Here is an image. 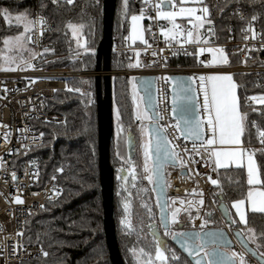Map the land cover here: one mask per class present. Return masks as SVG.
I'll use <instances>...</instances> for the list:
<instances>
[{
  "label": "snow or ice",
  "instance_id": "obj_1",
  "mask_svg": "<svg viewBox=\"0 0 264 264\" xmlns=\"http://www.w3.org/2000/svg\"><path fill=\"white\" fill-rule=\"evenodd\" d=\"M235 5V10L231 13L233 16H239L240 20H244L245 17L242 11L243 0H224V6L220 7L221 16L225 8L229 6V3ZM264 3V0H260ZM51 3L59 8L61 4L74 5L76 0H51ZM47 5L41 4L44 8ZM100 0H92L89 7L99 8ZM170 6L169 10L165 11L164 7ZM148 7L156 9L159 19L169 21L172 24L171 28H161L163 36L167 41L171 42L176 40L178 37L183 38L184 43L193 45L198 48L200 55L209 53L211 60L205 61L200 60V66L208 69H218L221 67H231V61L229 53L224 47H213V37L216 36V26L212 19V10L205 0H180L177 4V0H159L158 4H152L151 0H141L140 14H132L130 0H121L120 15L121 18L127 22L129 17L131 19V34L125 37L126 40L135 43L137 40L142 41L148 45V41L144 37V30L141 28V21L145 19L144 13ZM219 7V6H218ZM0 14L6 22L11 25L12 14L8 8L0 9ZM184 18L187 23L191 24L190 29H183L181 24L176 23L177 18ZM151 19V17H148ZM17 26L23 25L24 32L15 37H8L3 39V45L5 50L13 55H6L0 57L8 65L7 67L0 68L3 71H15L20 69V65H24L26 70L28 67H34L29 64L23 58V52L28 51L33 59L38 55L31 49H25L23 44L25 42H31V33L35 28L36 24L40 25V35H43L44 25L46 20L41 17L38 21L31 20L28 18L27 13L17 14L15 16ZM251 21L259 19L258 14L251 16ZM94 23V21H93ZM68 27L72 30V35L76 38L77 45L80 46L79 32L83 29L84 25L68 24ZM150 31V29H149ZM246 34L244 39H251L257 41V33L254 27L249 24L246 29L243 30ZM259 47L255 45L249 47L245 45V51L249 55L242 61L247 66L248 59H251V53L253 51H264V32L260 33L259 36ZM130 46V45H129ZM150 47V45H148ZM87 54L92 56L95 55V48L88 46L87 41L83 45ZM49 49H44V52H49ZM54 52V50H51ZM175 54V53H174ZM185 54H188L185 52ZM140 53L137 52L136 56L139 57ZM153 56L157 53H152ZM235 55V53H233ZM264 67V64L261 65ZM128 69H138L141 67L139 59L135 63H129L126 65ZM240 76H250L252 73L241 72ZM257 77L264 78V74L256 73ZM235 73H224L214 72L212 74H202L199 76L190 77H174L164 76L160 77L166 83L172 85V112L173 114L179 113V120L176 124L171 125V128L175 129L179 136L184 139L191 140L192 148L189 149L187 145L183 148L180 146L173 145L169 139L168 130L160 123L164 119L163 116L157 111V98L151 97L152 107L146 108L143 106L144 97L139 95L136 85V77H132L133 81V103L136 106L135 119L139 121V133L141 136L142 156H143V173L149 183L153 184L152 191L157 192L156 204L160 208V224L164 227V236H169L173 241H176L180 248L187 252L188 257L191 258V264H248V261L242 252L226 250L225 245H230L231 241L226 240L225 233L221 230H208V231H193V232H174L172 231V225L180 223L179 216L183 211L190 221L195 219H203L201 229L203 230L209 223L213 213H207L208 218H203L199 215L194 216L192 208L194 205L189 203L187 207H174L177 203L176 200H172L169 203L167 197V189L170 187L168 182L167 172L169 167L180 168L181 176H185L191 171L188 165L195 163V157L200 156L204 159L206 156L213 159V172L217 169H229L235 167V169L246 171L247 184L253 187L259 185L260 188L253 191L249 190L247 193V199L251 202V211L253 213L259 212L264 213V179H262V169H264V163L258 162L257 153L261 157H264V127L258 124L255 120L250 119L249 111L245 109H251L252 112H259L261 119H264V109H256L254 104L264 105V92L259 95H247V85L238 83L235 79ZM196 82L199 85V91L202 92L203 101L202 104L198 101V88ZM87 83V81H82ZM154 82L145 81V91H148V86ZM253 87L264 89V83L255 82ZM244 89L243 102L241 99L240 89ZM5 92L8 90L5 88ZM69 92H76L82 97L87 98L89 101L92 100L91 92H84L81 88H68ZM159 90L157 89V92ZM87 107V105H86ZM38 118V117H37ZM116 118L118 121L121 120L120 109L116 110ZM146 122V123H145ZM45 123H49L45 121ZM63 123H66L63 122ZM0 128H7L6 125L0 123ZM118 135L124 131L128 132L127 143L129 146L132 144L133 134L131 132V125L128 129H125L123 124L118 125ZM254 129V131H253ZM25 131H29L26 129ZM11 132L4 133V141H9ZM179 136L176 138L179 139ZM45 137L44 132H40L39 136H33L32 139L43 141ZM28 139V137H24ZM253 140H256L260 145L259 148L252 147ZM247 145V146H246ZM43 146V144H41ZM219 146H227L226 148ZM27 148L28 146L25 145ZM92 152L95 154V147L93 145ZM183 153V155H182ZM14 154V153H10ZM27 154V153H25ZM117 156L121 158L122 165L127 167L120 168V175L118 179L122 182V193H127L123 197L122 208L124 215L121 219L122 234L124 235H137L140 236V229L134 226L132 222L131 213V200L129 199L132 195L129 188V176L132 177L133 183L130 187L135 188L134 183L136 179V167L133 158H124L120 156L117 151ZM5 161L3 157H0V170L4 169ZM59 173H64V167L57 169ZM199 173H197L198 175ZM11 179L16 181L17 175L15 172L11 173ZM57 176L53 175L52 180H56ZM207 179L212 185L217 188H222L221 181L219 178L213 179L208 176ZM159 185V187H155ZM57 193H61V189H56ZM222 194V192H221ZM202 196L203 193H198ZM51 200V198H49ZM14 203L22 205L24 201L16 196ZM181 206H184L185 201H179ZM204 205V200L201 198L198 201L196 207V213L201 211L200 206ZM143 207L146 209L149 216L152 215V208L147 203H143ZM224 212V219L228 222L229 226L234 223L242 222L245 226L248 225V219L245 211V199H239L232 203L231 207L235 209L239 216V221H235L231 215H229V209L227 205H221ZM40 208L48 211L44 205H40ZM170 216H169V210ZM31 215V213H29ZM28 224V221H25ZM72 225H69L71 228ZM151 228L152 244L155 250V260L159 261L160 264H182L181 257L176 254L174 250L168 248L166 241L161 237L157 231L155 224L149 225ZM94 231V230H92ZM47 235V233H45ZM16 236L20 239L12 242L11 244H0V252H6L10 256L19 257L21 253H26L30 258L37 261L43 260L44 264H47L48 258L53 255L49 251L44 249V245L41 242L40 234L37 233V238L33 242L32 237H27V244L21 243V240L25 237L24 231H18ZM238 242L252 255H257V250L264 248V233L257 234L253 228L247 227L241 228L236 232ZM5 240L8 238L5 237ZM35 246L39 249L36 256L33 257L28 251L29 247ZM255 244L256 249L250 248L249 244ZM61 246L63 243L61 242ZM98 255L103 254L102 247L100 249H94ZM134 257H136L138 264H153L151 254L145 252L143 248L139 251L135 247L129 249ZM170 253V255H166ZM261 258V264H264V252H259ZM144 257V259H141ZM217 258V259H213ZM23 264V261H21ZM56 264H63V258H58Z\"/></svg>",
  "mask_w": 264,
  "mask_h": 264
},
{
  "label": "trees",
  "instance_id": "obj_2",
  "mask_svg": "<svg viewBox=\"0 0 264 264\" xmlns=\"http://www.w3.org/2000/svg\"><path fill=\"white\" fill-rule=\"evenodd\" d=\"M206 1L212 7V19L215 22L216 36L218 37V39L213 37L212 43L227 42L230 28L235 31V40H240V32L248 26L253 14H258L259 16V19L255 21L256 29L260 33L264 32V3H261L260 0H243L242 11L245 17L243 21L239 19V16L231 15L235 10V5L231 2L225 8L223 16H221L220 7L224 6V0ZM42 3L47 6L42 8ZM91 3L92 0H76L74 5L62 3L57 8L51 3V0H0V9L8 8L12 15L27 13L30 18H32L33 13L37 9H40L54 22V29L49 35L50 51L45 53L46 60L51 61L48 63L47 68L93 72L95 71V55L87 54L85 48L77 45L71 29L68 27L69 23L75 25L83 24L84 27L80 31L84 42L87 41L88 46L96 50L102 38L103 0H100L99 8L89 7ZM130 4L131 12L141 8L140 0H130ZM120 9L121 0H118L114 17V35L122 32L125 23L121 18ZM19 27L16 23L9 25L3 15L0 14V56L6 52L3 39L15 37L19 33ZM150 40L151 35L147 31V41L150 42ZM51 50H54V52ZM72 54H82L83 57L78 59L71 56ZM229 58L231 66L242 63V60L236 54L229 53ZM248 62L250 64H264V51H258L256 56L252 57ZM129 63H134V55L125 57L122 54L113 53L111 60L112 71L127 70L126 65ZM171 65L181 67L196 66L198 65V57L193 54L188 58H178ZM239 74L236 73V80L238 83L247 85V95H259L264 92V89L253 87L255 82L264 83V78L257 77L253 73L250 76H240ZM82 81H87V83H82ZM66 85V88L56 92L51 100L52 110L63 114L66 123L48 124L45 131V144L34 152V162L42 170L44 179L49 180L53 175H56L62 194L58 200L46 205L45 208L48 211L43 209L30 218L26 228V241L27 237L31 236L33 242H35L37 233L40 234L44 249L53 254L48 258L47 264H56L58 258H63V264H111L104 235L98 159L97 108L95 104H92V100L89 101L76 92L67 91L68 88H81L84 92H91L93 99L96 97L95 77L70 78L67 79ZM131 85H133V81L130 76L121 74L112 76L114 137L110 145V162L115 170L116 232L120 251L126 264H138L136 257L129 251L133 247L137 251L143 248L145 252L151 254L153 264H155V250L149 225L157 222L160 224L159 208L156 204L154 191H152L153 186L149 185L145 178H142L139 136L136 132L137 122L134 119ZM239 91L243 102L244 89L241 88ZM256 107L264 109V105ZM117 108L121 112L120 121L117 118L115 119ZM245 110L249 111L251 120H255L264 127V119H261L259 112H252L251 109ZM121 123L125 129H128L129 125H131V132L135 140L134 155L132 157L136 167L135 188L130 187L131 183H133L132 177L128 179L132 193L129 198L132 205V222L134 226L140 229L139 237L135 234L131 236L122 234L121 219L124 215L122 201L127 193L121 192L123 185L118 176L121 174L120 168L122 166L127 167V165H122L121 158L117 156V151L124 158L130 157V153L127 143V131H124L122 136L124 149L120 150L119 145H116V126ZM93 145L95 154L92 152ZM251 146L260 147L256 140H253ZM257 160L264 163V157H261L259 153H257ZM61 166L65 169L62 174L57 173V169ZM218 177L222 188L216 187L213 195L219 203V198H223V201L231 211V216L235 218L231 204L236 200L246 199L247 193L251 189L250 185L247 184L246 172L235 169V167L219 169ZM262 179H264V169H262ZM143 203H147L152 208L151 216L143 207ZM247 219V226L236 223L235 228L246 229L250 227L258 235L264 233V213L249 211ZM69 225H72V227L69 228ZM206 227H220L219 218L214 215ZM167 241L168 248L174 250L181 257L182 264H191L188 258L171 244L170 239ZM61 242L63 246H61ZM253 246L256 247L255 244ZM101 247L103 254L98 255L94 249L98 250ZM259 251L264 252V248L259 249ZM166 255H170V253H166ZM141 259H144V257H141ZM23 264H44V262L43 260L31 259L24 261Z\"/></svg>",
  "mask_w": 264,
  "mask_h": 264
},
{
  "label": "built area",
  "instance_id": "obj_3",
  "mask_svg": "<svg viewBox=\"0 0 264 264\" xmlns=\"http://www.w3.org/2000/svg\"><path fill=\"white\" fill-rule=\"evenodd\" d=\"M179 2L180 0H177V4ZM205 2L210 6L206 0ZM151 3L158 4L159 0H151ZM169 8L164 7V10H169ZM210 8L212 10L211 6ZM144 15L147 31L151 35V40L148 42L150 47L146 44L132 46L125 39L130 32L129 21L124 23L122 32L113 34V53L122 54L125 57L134 55V63L139 59L141 67L138 69L113 71L112 73L113 75L121 74L136 78L147 75L154 76L157 111L164 117L160 123L168 130L169 139L174 146L178 144L180 148H183L187 145L191 149V140L186 141L184 137L179 136V133L175 129L171 128V125L176 124L178 121L172 112V85L159 78L173 75L199 76L216 71L217 69L201 67L199 61L205 60L207 62L211 60V55L207 52L200 55L198 48L184 43L183 38L178 37L171 42L167 41L162 34L161 28L167 29L169 22L159 19L155 8L148 7ZM149 16L151 19L148 18ZM41 17L46 20L43 35H40L41 29L39 23L36 24L30 34L32 38L31 42H29L30 46L38 55L35 59L30 58L27 62L34 65V67L20 70L24 69V65L21 64L20 69L15 71L0 70V123L7 126V128H0V157H3L5 161L4 169L0 170V244L5 245L20 239L16 236L18 231L25 232V237L21 240V243L27 244V224H25V221L29 222L32 216L43 210L40 208V205L46 207L48 203L58 200L62 194V192L58 194L56 191V189H61L57 179L55 181L52 178L45 180L42 170L34 162V152L36 149L42 147L41 144L44 146L45 137L43 141L34 140L32 137H38L40 132L45 133L48 124H62L65 121L63 114L52 110L51 100L54 98L56 92L66 88L67 79L95 76L97 74L95 71L84 72L61 68H47L48 63L51 61L46 60L44 49L50 48L49 35L54 29V22L40 9H37L33 13L31 20L38 21ZM249 24L254 27L257 33V41L251 39L245 40L244 35L246 33L243 31L244 29L241 30L240 40L237 41L235 40L234 29L230 28L227 42L212 43L211 46L224 47L227 52L230 54L235 53L243 61L249 55L244 50L245 45L259 47L260 32L256 29L255 21H250ZM181 26L182 30L191 28V24L187 23V21ZM137 52L140 53L139 57L136 56ZM154 52L157 55L153 56L152 53ZM185 52L188 54H185ZM257 53L258 51H253L250 55L254 57ZM193 54H196L198 57V65L192 67L171 65L176 59L188 58ZM71 56L78 59L83 57L82 54H72ZM261 65L247 62V66L241 63L240 65L226 67L225 70L235 74L241 72L253 74L259 72L264 74V67ZM196 86L198 88L197 99L202 104L203 95L199 91L198 82H196ZM5 88L8 90L7 92L4 91ZM157 89L159 90L158 92ZM92 104L97 105L96 97L92 99ZM254 107L258 109L255 104ZM255 113H258V111ZM45 121L49 123H45ZM26 129L29 131H25ZM9 131L11 132L9 136L10 142H5L4 133ZM177 136H179V139L176 138ZM24 137H28V139ZM25 145L28 147L26 148ZM195 160V163L188 165L191 171L185 176L180 175L181 169L178 167H169L167 169V172L170 174L168 176L170 187L167 189L169 203L172 200H176V207H187L189 203H192L194 205L193 208L196 209L195 205H198V200L202 198L204 205L200 206L201 211L197 215L208 218L207 213L211 212L213 213L212 217L215 215L224 223L218 211L219 201L213 195L214 189L217 186L212 185L207 179L208 176H211L213 179L219 178L218 169L216 172H213V159L207 156L204 159L196 156ZM12 172H15L17 175L18 179L16 181L11 179ZM57 173L59 172L57 171ZM197 173L199 174L197 175ZM201 192L203 195H198ZM16 196H19L24 201L22 205L14 203ZM180 200L185 201L184 206L180 205ZM188 222L190 223V228L202 230L200 226L203 223V219H195L194 222ZM5 237L8 239L5 240ZM28 251L35 257L39 249L33 243V246L29 247ZM231 251L244 253L250 264H259L237 242H235V247ZM31 259L26 253H21L17 257L10 256L6 252H0V264H21V261L24 262Z\"/></svg>",
  "mask_w": 264,
  "mask_h": 264
},
{
  "label": "water",
  "instance_id": "obj_4",
  "mask_svg": "<svg viewBox=\"0 0 264 264\" xmlns=\"http://www.w3.org/2000/svg\"><path fill=\"white\" fill-rule=\"evenodd\" d=\"M118 0H103L102 3V38L95 50V87H96V98H97V121H98V159H99V175H100V190L103 203V221H104V235L108 248L109 258L111 264H126L118 243L116 224H115V170L110 162V145L114 137V119H113V93H112V76L113 71L111 68V60L113 56V26L114 17L117 7ZM168 9L169 6H166ZM174 77H188L187 75H173ZM145 81L154 82L148 86V91H145ZM137 90L144 97V107L151 108V97L155 96V79L154 76H140L136 80ZM179 120V113L174 114ZM130 157L134 155L135 140L132 139V144L129 146ZM154 187V185H153ZM159 187V185H155ZM155 197L157 198V192L154 191ZM168 197V196H167ZM220 203L218 205V211L221 218L224 220L226 226L229 227H206L201 231L208 230H221L225 233V239L231 241L230 245H225L226 250L231 252L237 242L241 247L242 245L238 242L236 232L240 229L235 228V224L229 226L228 222L224 219V212L221 205H227L223 198H219ZM228 206V205H227ZM159 208V206H158ZM229 209V207H228ZM229 215L231 211L229 209ZM160 216V208H159ZM170 216V215H169ZM212 218V216H211ZM210 218V219H211ZM164 230L163 225L161 224ZM179 232H193L199 231L195 228L186 227L185 224L181 223L178 225ZM159 233V232H158ZM160 234V233H159ZM162 237V236H161ZM167 244V239L162 237ZM171 244H173L182 254H184L191 262V258L188 257L187 252L180 248L176 241L170 238ZM250 248L255 249L251 244ZM242 249L257 263L261 264V258L259 252L257 255L247 252L243 247ZM217 259V258H213Z\"/></svg>",
  "mask_w": 264,
  "mask_h": 264
},
{
  "label": "rangeland",
  "instance_id": "obj_5",
  "mask_svg": "<svg viewBox=\"0 0 264 264\" xmlns=\"http://www.w3.org/2000/svg\"><path fill=\"white\" fill-rule=\"evenodd\" d=\"M165 11H167V10H165ZM18 14H22V13H18ZM132 14H137V15H139L140 14V10H137V11H134V12H132ZM17 14H15V15H12V23H16V21H15V16H16ZM29 19H31L30 17H28ZM186 21L184 18H181V17H178L177 18V21H176V23H181V25L184 23H182V21ZM129 22H130V32H129V34L128 35H130L131 34V19H130V17H129ZM172 26V24L171 25H169V27L168 28H170ZM141 28H142V30H144V37H145V39L147 40V30H146V25H145V22H144V20L143 21H141ZM24 32V27H23V25H20V27H19V33L16 35V36H18V35H20L21 33H23ZM71 32H72V30H71ZM73 36V35H72ZM79 37H80V41H79V44H80V47L81 48H85V47H83V45L85 44V42H84V39H83V37H82V35H81V31L79 32ZM74 38V37H73ZM75 39V41H76V38H74ZM76 43H77V41H76ZM129 43H130V45H132V46H135V45H138V44H141V45H144V43L142 42V41H140V40H137L135 43H132V42H130L129 41ZM23 47L25 48V49H31L32 51H34L33 50V48L30 46V44L28 43V42H25L24 44H23ZM5 48V47H4ZM6 51V50H5ZM6 55H13V56H15V53H10V52H8V51H6L4 54H2L0 57H3V56H6ZM23 58H24V60H26V61H28L30 58H32L31 57V54H30V52H28V51H25V52H23ZM8 65L3 61V59H0V68H4V67H7ZM226 69V67H221V68H218L216 71H213V72H210V73H208V74H212V73H214V72H224V73H232V72H229V71H227V70H225ZM235 79H236V77H235ZM132 94H133V88H132V85H131V98H132ZM139 95L141 96V94L139 93ZM132 102H133V98H132ZM133 105H134V107H133V111H134V119H135V113H136V106H135V104L133 103ZM256 106H260L259 104H255ZM144 106V105H143ZM115 119H116V114H115ZM136 120V119H135ZM137 122V124H136V132H137V134H138V138H139V155H140V159H141V163H142V165H143V156H142V148L140 147V144H141V136H140V133H139V124H140V122L139 121H136ZM146 123V122H145ZM116 133H115V135H116V140H117V142H116V145L120 148V150H123L124 149V143H123V134H124V132H122V133H120L119 135H118V131H119V129H118V126H116ZM219 147H223V148H226L227 146H219ZM257 158V157H256ZM234 167V166H233ZM219 170V169H218ZM142 172H143V167H142ZM246 172V171H245ZM143 176H144V173H143ZM131 176H129V178H130ZM146 181L148 182V184L149 185H152L153 186V184H151V183H149V181L146 179ZM250 187H251V189L250 190H253V191H255V190H257V189H259L260 188V186L259 185H257V186H255V187H253V186H251L250 185ZM261 190H263V189H261ZM248 200V199H247ZM190 201V200H189ZM199 201V200H198ZM248 202H249V205H250V209H251V202L248 200ZM174 207H176V206H174ZM170 211H171V209H170ZM192 212H193V215L194 216H196L198 213H196V209H194V208H192ZM179 220H180V223L179 224H181V223H183V224H185L186 225V227H189L190 226V223L188 222V221H190L189 219H188V217H187V215L183 212V211H181V213H180V216H179ZM220 220V219H219ZM179 224H176V225H172L171 227H172V231H174V232H179V229H178V225ZM220 227H226V228H228L229 229V227L228 226H226L224 223H222L221 221H220ZM165 237H169V236H165ZM246 259H247V261H248V258L246 257ZM155 262V264H160V262L159 261H154ZM249 264V263H248Z\"/></svg>",
  "mask_w": 264,
  "mask_h": 264
},
{
  "label": "crops",
  "instance_id": "obj_6",
  "mask_svg": "<svg viewBox=\"0 0 264 264\" xmlns=\"http://www.w3.org/2000/svg\"><path fill=\"white\" fill-rule=\"evenodd\" d=\"M169 22V21H168ZM183 22H185L184 20L182 21V23ZM179 24H181V23H179ZM169 25H171V23L169 22ZM172 27V26H171ZM170 27V28H171ZM138 45H141V44H138ZM232 205V204H231ZM231 209H232V213L234 214V216H235V218H233L235 221H239V216H238V214L236 213V211H235V209L234 208H232L231 207ZM245 211H246V216H247V214H248V212L249 211H251V209H250V205H249V202H248V200H247V198L245 199ZM241 224H243L242 222H240ZM235 225H236V223H234ZM251 244V243H250ZM252 246H253V244H251ZM255 249H256V247L255 246H253ZM258 252H260L259 250H258ZM250 264V263H249Z\"/></svg>",
  "mask_w": 264,
  "mask_h": 264
},
{
  "label": "flooded vegetation",
  "instance_id": "obj_7",
  "mask_svg": "<svg viewBox=\"0 0 264 264\" xmlns=\"http://www.w3.org/2000/svg\"><path fill=\"white\" fill-rule=\"evenodd\" d=\"M154 224L157 226V231L160 233V235L166 239V237L163 235L164 234V230L162 229L161 224H159L158 222L154 223ZM150 233H151V228H150ZM170 238L171 237H168V239H170Z\"/></svg>",
  "mask_w": 264,
  "mask_h": 264
}]
</instances>
